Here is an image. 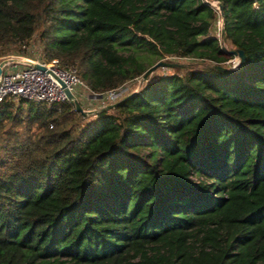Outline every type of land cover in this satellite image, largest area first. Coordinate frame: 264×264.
Wrapping results in <instances>:
<instances>
[{
	"label": "trees",
	"instance_id": "1",
	"mask_svg": "<svg viewBox=\"0 0 264 264\" xmlns=\"http://www.w3.org/2000/svg\"><path fill=\"white\" fill-rule=\"evenodd\" d=\"M32 42L91 94L172 72L0 102V264H264V0H0V57Z\"/></svg>",
	"mask_w": 264,
	"mask_h": 264
},
{
	"label": "built area",
	"instance_id": "2",
	"mask_svg": "<svg viewBox=\"0 0 264 264\" xmlns=\"http://www.w3.org/2000/svg\"><path fill=\"white\" fill-rule=\"evenodd\" d=\"M209 4L218 15H221L218 3L211 2ZM238 62L239 58L232 68L238 67ZM38 65L40 67H37ZM60 82L64 83L65 87L73 93L75 99L79 102L78 96L81 94L76 92L75 89L76 87L86 86L77 76L75 69L61 66L55 59L45 61L40 58L32 59L28 56H22L19 59H6L0 74V102L7 98L14 102L24 99L47 105L68 101ZM127 83L103 94L92 95H99L102 99L109 98L110 102H116L129 92ZM103 106L101 105L99 108Z\"/></svg>",
	"mask_w": 264,
	"mask_h": 264
},
{
	"label": "rangeland",
	"instance_id": "3",
	"mask_svg": "<svg viewBox=\"0 0 264 264\" xmlns=\"http://www.w3.org/2000/svg\"><path fill=\"white\" fill-rule=\"evenodd\" d=\"M221 29H222V17H221V15H217V18H216L215 22L212 25L211 33L213 35H215L220 40V44L222 45V47H224V49H227L228 47L225 46L223 44V41H222ZM35 43L36 42H32V45L28 48V50L31 53V55H28L27 52H24L23 54L22 53L8 54V55H4V56L0 57V61H2L4 59H10V58H14V59L18 58L19 59V57H22V56H28V57H30L32 59L39 58V53H40L39 47ZM224 55L228 56L226 54H224ZM232 57H234V58L224 62V64L226 66L232 67L233 65H235V62L237 61L238 58H237V56H232ZM164 59H166V58H163V59H160V60L164 61ZM175 60H177V59H175ZM179 61H185V59H181ZM170 72H172V70L169 69V68L159 67V68H157L156 70H154L151 73V75L149 76V79H153L156 76L167 74V73H170ZM142 80L143 79L141 77V78H137V79H134V80L128 82L127 83V90L128 91L137 90L138 87H139V84L142 82ZM75 90H76V92L81 94L80 96H78L79 103L86 110L87 109H90V110L93 109L94 111H92V113H94L101 105L115 103V102H110L109 98L102 99L99 95H92L90 93V91L86 87H83V86L80 87V88L76 87Z\"/></svg>",
	"mask_w": 264,
	"mask_h": 264
},
{
	"label": "water",
	"instance_id": "4",
	"mask_svg": "<svg viewBox=\"0 0 264 264\" xmlns=\"http://www.w3.org/2000/svg\"><path fill=\"white\" fill-rule=\"evenodd\" d=\"M218 7H219V10H220V13L222 15V5L221 4H218ZM221 36H222V31H221ZM223 51H224V54L228 55V56H237L239 58V62H238V66H241L242 63L244 62V59H245V55H244V52L240 49H237V50H227V49H224L222 48ZM6 63V59L0 61V74L2 72V67L3 65ZM170 64H167L165 63L164 61L162 60H159L157 61L156 63H154L153 65H151L145 72L144 74L142 75V79L143 80H146L147 77L154 71L156 70L157 68L159 67H166V66H169ZM37 67H40L39 65ZM215 68L219 69V70H223L225 69L224 67L222 66H215ZM62 87L64 88V93L66 94L67 96V99H68V102L72 105L73 109L82 114V115H89L90 113H92V111L90 110H86L84 109L81 104L75 99L73 93L65 87L64 83L63 82H60ZM117 104V102L115 103H112V104H109L107 107L108 108H111L113 106H115Z\"/></svg>",
	"mask_w": 264,
	"mask_h": 264
}]
</instances>
